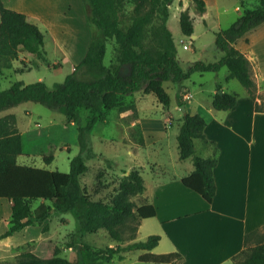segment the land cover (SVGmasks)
Listing matches in <instances>:
<instances>
[{"label": "trees", "instance_id": "obj_1", "mask_svg": "<svg viewBox=\"0 0 264 264\" xmlns=\"http://www.w3.org/2000/svg\"><path fill=\"white\" fill-rule=\"evenodd\" d=\"M196 9L203 14L205 0H193ZM87 18L98 32L93 34L87 51L75 69L63 81L49 86L44 80L30 83L17 80L8 88L0 89V110L24 101L40 102L60 111L78 125L80 150L70 159L69 171L20 164L17 155L22 152V134L16 125L14 114L0 117V197L12 200V217L9 229L0 237L12 235L34 222L43 223L51 214L72 213L77 220L74 237L67 242L77 252V259L61 255L62 248L42 241L36 249L22 252L10 264H104L122 250H145L139 260L152 264H173L182 258L177 252L155 253L160 235H149L146 240L132 241L124 246L96 248L82 240L87 232L104 229L119 243L124 241L122 227L128 220L136 221L135 238L141 216L150 207L136 205L131 197L145 190L144 178L138 169L132 170L119 184L118 192L104 201L93 199L81 176L87 170V135L96 124L105 119L106 112L119 105L124 95L144 90L153 92L165 106L171 97L164 83L182 84L194 72H218L223 66L229 69L227 79L236 78L244 85L252 98H256V80L251 62L244 52L235 46L238 38L264 22V0L253 8L244 7L241 15L227 28L215 33V42L224 55L215 61H194L185 69L178 58L177 46L168 26L170 5L173 0H135V6L127 18L123 14V0H83ZM180 27L185 35L194 33L193 19L187 9L180 12ZM114 43L115 57L105 63L108 44ZM45 35L39 25L22 11L8 7L0 0V69L9 68L21 51L35 54L47 61ZM79 72L89 75L82 77ZM222 85H218L221 89ZM235 92L219 90L214 94L213 107L227 110L236 105ZM256 108L261 109L259 103ZM83 109L88 110L82 124ZM206 119L200 113L186 112L177 135L179 157H191L194 171L183 178L188 187L211 201L216 193L213 169L215 156L202 157L196 151L195 139L206 140ZM86 153V154H85ZM88 156H92L88 152ZM50 163L53 156L44 157ZM44 200L34 210L31 202ZM51 204H48V202ZM47 224L44 225V230ZM120 256H122L120 254ZM233 264H264V242L246 244L232 258Z\"/></svg>", "mask_w": 264, "mask_h": 264}, {"label": "rangeland", "instance_id": "obj_2", "mask_svg": "<svg viewBox=\"0 0 264 264\" xmlns=\"http://www.w3.org/2000/svg\"><path fill=\"white\" fill-rule=\"evenodd\" d=\"M134 1L123 0L124 18H127L133 10ZM207 1L206 16H202L198 12L193 0H173L170 5L168 26L175 39L178 58L185 69L190 67L196 60L210 62L219 59L223 50L215 42V33L220 29L229 27L242 13L241 0ZM245 2L247 7H254L259 3V0H245ZM26 5L32 11H38L44 15V20L35 17L33 21L44 32L47 61L35 54L21 51L18 59L22 61L15 59V64L22 66L19 68H22L24 72H18V68L11 75L0 74V89L8 88L17 79L26 83L44 80L49 86H52L55 82L63 81L66 75L72 72L76 64L81 61L77 60L78 55H74L70 42L72 40L68 35L66 23L76 19L73 17H84L83 14L85 12L82 8L85 7L86 10V6L83 0H80V3L78 0H27ZM237 6H239V11L236 9ZM184 9L189 11L193 19V34L195 36L193 34L185 35L181 30L179 17L180 12ZM60 22L64 25L59 26ZM97 32L98 29L93 26V33ZM184 45H188V47L185 48ZM114 57V43L111 41L108 44L105 63L110 64L114 61ZM4 69L1 68L0 73ZM227 70L223 66L218 72H194L182 84L166 81L164 86L171 97L169 106L159 102L153 92L146 93L144 90L122 96L120 104L106 112L105 119H110V122L106 123L105 119L98 122L87 135L88 151L87 154L85 153L87 170L81 176V183L87 187L92 198L104 201L110 200L118 192L121 180L132 170L138 169L136 167L137 164L144 166L145 177L147 178V172H151L154 167L153 162L155 154L158 152V146L163 142L160 140L157 142V139L167 134H170L172 138L173 133L171 144L178 142L174 132L181 120L183 122L181 105L192 97L193 99H198L200 95L209 94L216 87V79L224 83L228 91L235 92L240 97L247 96L246 87L238 79L233 78L226 81ZM79 75L82 77L89 76L83 72H79ZM252 75L253 77L255 76L257 83L256 94L259 92L260 97L264 96V81L258 75H255L254 68H252ZM81 113L82 124H85L88 110L83 109ZM4 114H14L16 125L18 118L20 132L23 135V148L25 152L32 154L28 158L30 164H48L46 167L50 169L69 171L70 157L77 154L80 150L78 125L75 122L69 121L62 112L36 101H24L0 110V115ZM133 120H138V125L126 127ZM119 124H124L125 126H120ZM142 124L144 125L143 129L141 127ZM100 137L106 140L104 139L105 141L101 142L99 140ZM88 140L92 143L94 142L92 144L94 149L102 152V154L97 156L91 149L92 147L90 148ZM147 141L156 143L148 145L146 144ZM144 143V147H139L140 149L136 152V146ZM173 148L174 146L171 147V150ZM88 152H91L92 156H88ZM46 155L53 156L50 163L45 162L44 157ZM163 155H168V153L162 154L159 159L165 160L168 166H171V160ZM173 161L178 164L182 171L188 169V161L183 160L179 163L176 158ZM137 196L138 194H135L131 197L135 205L138 203ZM39 202L40 200L31 202L32 210L39 205ZM48 204H51V202L49 201ZM33 224H38V222ZM39 224L42 228L39 231H36L35 225L28 227L32 231V235L36 236L38 233L43 232L44 236H46L45 241L59 245L62 248L61 255L67 257L69 255L68 250H70L67 247V242L74 237L77 230V220L73 214L54 213L52 210V214L43 223ZM45 224L47 226L43 230ZM135 226L136 221L128 220L127 225L122 227L125 238L122 243L114 240L104 229L96 232H87L82 236V240L96 248L117 246L119 244L124 246L132 241L146 240L148 236L145 235V229L141 233L137 232L135 238L130 239L134 233ZM35 245V243H31L22 250L23 252L32 251ZM144 251L137 248L122 250L116 253L110 261L104 262V264H152L139 260V256Z\"/></svg>", "mask_w": 264, "mask_h": 264}, {"label": "crops", "instance_id": "obj_3", "mask_svg": "<svg viewBox=\"0 0 264 264\" xmlns=\"http://www.w3.org/2000/svg\"><path fill=\"white\" fill-rule=\"evenodd\" d=\"M78 1L80 3V0ZM4 2L8 7L26 13L32 21L35 17L44 20L43 14L32 11L26 5L27 0H4ZM241 2L242 8L247 7L245 0ZM82 9L85 12L84 17L72 16L77 20L72 19L66 23L74 55H78L77 60L84 57L94 34L93 26L88 23L85 7ZM236 9L239 11V6ZM206 15L207 9L202 16ZM63 25L60 22L59 26ZM235 46L246 54L255 75L264 81V22L238 38ZM223 55L224 51L221 56ZM15 61L13 60L12 67L5 68L0 74L11 75L15 69L22 67L15 64ZM18 72L24 70L19 68ZM228 74L229 69L225 75L226 81L233 79H227ZM219 84L222 85L223 90L228 91L225 84L216 79V87L209 94L200 95L198 99L192 97L186 100L183 104L185 109L181 105L183 116L186 112L200 113L207 122L204 129L206 140L196 138L195 146L200 156H215L217 159L213 169L216 193L211 201L206 200L183 182V178L194 171V163L191 157L186 159L179 157L178 142L171 144L173 133L172 138L167 134L157 139V142L159 140L163 142L158 146V152L155 154L153 169L147 172L148 179L145 177L144 166L136 165L145 183V190L136 198L138 199L136 208L150 207L141 216L138 232L141 233L145 229L146 236L160 235V241L152 249L153 252L180 253L182 258L173 264H233L232 258L242 251L246 244L257 245L264 242V96L260 97L258 92L254 99L246 91L247 96L238 95V101L232 108L216 109L212 101L214 94L219 90ZM256 103L262 108H256ZM105 122L109 123L110 119L106 118ZM138 122L133 120L126 127L137 126ZM181 124L182 120L174 132L176 137ZM17 126L20 131L18 118ZM141 127L143 129L144 125L142 124ZM104 139L99 138L101 142L106 140ZM88 141L97 156L102 154L94 149L92 145L94 142ZM151 143L156 142H146L148 145ZM144 145L145 143L136 146V152ZM167 153L168 155L163 156L171 160V166H168L165 160L159 159L162 154ZM30 155L32 154L25 152L23 148L17 155V162L32 165L28 161ZM175 158L179 163L183 160L188 161V169L182 171L173 161ZM46 165L33 166L48 168ZM43 201L40 200L39 204ZM11 217L12 200L0 197V236L9 229ZM31 225H35L36 231L41 228L39 223L30 224L12 235L0 237V264H10L23 252L24 247L35 243L34 249H36L40 242L46 240V236L41 231L36 236L32 235V231L28 228ZM68 248L70 250L67 257L76 260L77 252L72 247Z\"/></svg>", "mask_w": 264, "mask_h": 264}, {"label": "water", "instance_id": "obj_4", "mask_svg": "<svg viewBox=\"0 0 264 264\" xmlns=\"http://www.w3.org/2000/svg\"><path fill=\"white\" fill-rule=\"evenodd\" d=\"M223 91H224V90H223L222 88L219 89V92H220V93H222ZM182 108L185 109V106L183 105Z\"/></svg>", "mask_w": 264, "mask_h": 264}, {"label": "built area", "instance_id": "obj_5", "mask_svg": "<svg viewBox=\"0 0 264 264\" xmlns=\"http://www.w3.org/2000/svg\"><path fill=\"white\" fill-rule=\"evenodd\" d=\"M184 47H185V48H187V47H188V45H184Z\"/></svg>", "mask_w": 264, "mask_h": 264}]
</instances>
